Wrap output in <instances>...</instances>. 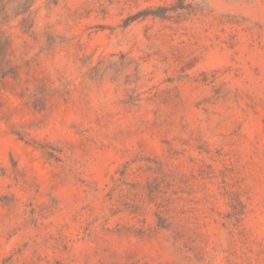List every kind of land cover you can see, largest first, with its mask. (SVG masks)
Instances as JSON below:
<instances>
[{
    "label": "rangeland",
    "instance_id": "obj_1",
    "mask_svg": "<svg viewBox=\"0 0 264 264\" xmlns=\"http://www.w3.org/2000/svg\"><path fill=\"white\" fill-rule=\"evenodd\" d=\"M0 264H264V0H0Z\"/></svg>",
    "mask_w": 264,
    "mask_h": 264
},
{
    "label": "trees",
    "instance_id": "obj_2",
    "mask_svg": "<svg viewBox=\"0 0 264 264\" xmlns=\"http://www.w3.org/2000/svg\"><path fill=\"white\" fill-rule=\"evenodd\" d=\"M152 14L156 15L155 13H152ZM1 170H3V168H1Z\"/></svg>",
    "mask_w": 264,
    "mask_h": 264
}]
</instances>
